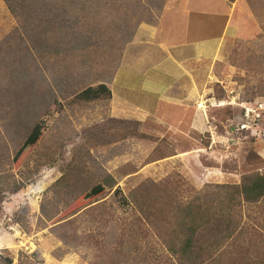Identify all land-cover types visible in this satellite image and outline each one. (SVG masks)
I'll use <instances>...</instances> for the list:
<instances>
[{
    "label": "rangeland",
    "instance_id": "obj_1",
    "mask_svg": "<svg viewBox=\"0 0 264 264\" xmlns=\"http://www.w3.org/2000/svg\"><path fill=\"white\" fill-rule=\"evenodd\" d=\"M14 1L0 0V264H181L186 211L200 205L214 219L230 208L233 223L195 226V264H264V203L239 193L264 175V0H219V12L204 0L221 54L188 65L200 92L185 95L186 74L159 103L145 60L167 53L140 28L164 32L166 12L197 0ZM187 37L174 54L195 58ZM100 85L110 98L78 99Z\"/></svg>",
    "mask_w": 264,
    "mask_h": 264
},
{
    "label": "crops",
    "instance_id": "obj_2",
    "mask_svg": "<svg viewBox=\"0 0 264 264\" xmlns=\"http://www.w3.org/2000/svg\"><path fill=\"white\" fill-rule=\"evenodd\" d=\"M219 1V0H218ZM209 4V2H208ZM194 8H177L173 10H169L166 12L167 16L165 20L162 21V25L164 26V32L159 29V26H151L146 25L140 28L141 30L146 31L150 39H155L158 36L159 40L164 42L161 46L164 45L165 51L167 54L161 56L159 59H147L145 63L149 64V67L146 68L145 71L151 73L149 75V79L151 81V93L156 98V102L159 103V97L166 95V92H187L186 96L195 95L194 92H200L199 85L197 81V77L192 75V69L188 67V65H192L193 63H198L199 59L204 60V56L207 53V56H219L221 54L222 49V40L220 36L216 35L211 36L210 39H205V16H204V0H197L193 4ZM210 9L212 11H218L221 8L220 1L214 3L213 0L211 2ZM220 6V8H219ZM236 7L230 8V15L228 21V29L225 30V34L228 37L230 43L232 40H236L238 36V27L232 24L233 15L236 11ZM195 9V10H191ZM219 18V15L216 16ZM188 30H187V29ZM220 30V29H219ZM160 33V34H159ZM190 36L192 39V43L190 47L196 50V57H184L181 54H174V49L178 46L180 48L188 47V44H180L184 43L182 40L188 38ZM225 36V37H226ZM178 40L179 42H175ZM207 51V52H206ZM200 55V57H199ZM189 72V74H188ZM187 76V82H190L189 85L186 86L181 91L182 88V79L185 75ZM192 82H191V81ZM166 81V85H165ZM186 90V91H185ZM173 94V93H172ZM171 94V95H172ZM172 97H174L172 95ZM155 98H152L155 100ZM196 99L198 100V93L196 95Z\"/></svg>",
    "mask_w": 264,
    "mask_h": 264
},
{
    "label": "trees",
    "instance_id": "obj_3",
    "mask_svg": "<svg viewBox=\"0 0 264 264\" xmlns=\"http://www.w3.org/2000/svg\"><path fill=\"white\" fill-rule=\"evenodd\" d=\"M10 5V9L13 12H16L14 0H7ZM16 3L22 6V1L18 0ZM103 97L110 98L111 91L105 85H100L97 88H88L83 91L78 99L86 102H92L102 99ZM43 136V126L38 124L34 127L30 135L27 137L26 141L16 153L14 157V163L18 165L30 152L34 149V147L38 144ZM105 193L103 186H95L93 187L89 193H86L84 197L80 200L81 203H92L96 199H98L101 195ZM239 193L243 197L244 202L252 205H261L264 203V175L256 174L251 177H247L244 179L242 185L239 187ZM126 203V200H124ZM231 204V203H230ZM230 208L220 209L219 218H212L214 214H212L211 208L203 207V206H193L189 207L186 211L187 219L186 223H184L186 231L189 233V238L183 242V246L180 250V263L181 264H195L201 257L202 253L200 251H196V242H195V232L198 225L202 224L203 227H221L224 223L225 225V233L230 231V227L233 223L232 220V210ZM199 229V228H198ZM227 236V235H226ZM225 236V237H226Z\"/></svg>",
    "mask_w": 264,
    "mask_h": 264
}]
</instances>
